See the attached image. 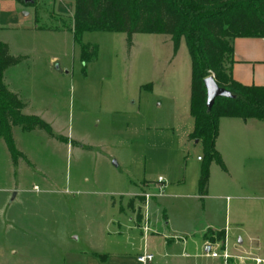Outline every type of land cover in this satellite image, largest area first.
I'll return each mask as SVG.
<instances>
[{
    "label": "rangeland",
    "instance_id": "obj_1",
    "mask_svg": "<svg viewBox=\"0 0 264 264\" xmlns=\"http://www.w3.org/2000/svg\"><path fill=\"white\" fill-rule=\"evenodd\" d=\"M72 7L74 0L42 2L43 29L33 28L35 17L24 15L20 24L4 27L0 15V41L12 55L30 57L6 81L65 137L56 142L43 131L17 127L16 146L26 156L17 175L0 138V264H72L64 263L67 253L84 249L89 235L110 248L116 221L128 215L122 207L159 175L175 185L185 180V190H196L203 146L189 139L191 58L185 41L176 53L169 35L136 33L129 46L126 33L86 31L81 42L95 44L97 56L85 63L73 39ZM249 121L250 129L237 136L239 146L256 153L245 160L247 172L233 165L237 185L214 164L212 177L216 188H225V202H256L264 214V122ZM61 134L56 139L63 140ZM228 136L224 118V147ZM34 184L36 202L27 198L25 205L32 202L37 216L23 223L37 229L30 238L14 221L15 211L24 208L7 204L3 189Z\"/></svg>",
    "mask_w": 264,
    "mask_h": 264
},
{
    "label": "crops",
    "instance_id": "obj_2",
    "mask_svg": "<svg viewBox=\"0 0 264 264\" xmlns=\"http://www.w3.org/2000/svg\"><path fill=\"white\" fill-rule=\"evenodd\" d=\"M57 1L59 0H33L30 6H26L17 0H0L1 21L4 23V27L20 24L23 15L29 18L34 16L39 21L41 3L48 2L49 4ZM36 7L38 13L34 11ZM72 9L74 17L75 2ZM73 17L70 23L71 27H73ZM38 24L36 22L33 28L38 29L40 27ZM182 41H185V39L181 40L179 49ZM231 44L233 52L229 60V67L231 68L233 79L244 85L264 86V37H236ZM21 56L25 57L22 62L30 58L26 55ZM22 62L5 71L4 81L7 87L18 94L25 102L23 110L25 114L38 115L44 119V115L34 109L32 101L23 95L20 88L11 87L9 82L6 81L8 76L11 75V71H16L23 64ZM224 118L225 128L229 130L228 139L225 138V147L221 142ZM237 119L241 118L223 117L220 119V131L216 147L227 167V171H223L228 173L229 177L233 179L232 181L238 185L239 178L237 174L247 172L249 166L245 160L252 159L256 153L252 147H245L244 144L239 146V141L242 138H237L238 133L242 130L250 129L251 124L250 119L247 121L242 120L243 122H237ZM44 120L47 121L46 119ZM48 123L51 124L50 122ZM17 127L20 128L19 126L13 127L15 143ZM260 127L264 129L262 126ZM22 131L25 130L22 129ZM30 131H38L40 133L43 130L34 129ZM54 133L55 137L49 135L48 137L56 142H64L65 137L61 133ZM59 134L64 137L63 140L56 139ZM196 143L201 144L197 141ZM243 149L244 151H242ZM199 157L201 156H198V161L203 163V160L199 159ZM235 159L236 162H234ZM214 164L217 163L213 162L211 164L208 193L204 197H201L198 186L201 171L194 193L185 190V180L179 179L177 185H175L171 181H167L162 175H159L158 178L163 177L167 183L164 194L153 197L146 208L141 194L144 191H155L158 178L150 182V185L141 187L142 190L140 192L134 193L127 202V208L122 207V211L128 213V215L126 220L120 219L116 221V230L111 233V235L114 234V237L111 240L112 245L110 248H106L104 244H99V240H96L95 235H89L84 249H80L73 256H69L70 253H67L64 263L143 264L138 261V256L144 252H149L154 255V259L148 264H264L263 210L260 209V205L258 206L256 202L231 204L229 197L226 198L225 202V188H216L213 182L212 167ZM233 165L235 171L238 172L237 174L232 171ZM12 173L14 175L20 174L19 164L13 167ZM144 182L149 181L144 179L142 183ZM226 184L227 182L222 186L225 187ZM35 186L38 185L34 184L30 188L27 186L17 187L15 185L3 189V192L7 193L5 196L7 204H17L24 208V211H15L14 221L19 223L18 229L21 230V234H28L30 238H32V235L34 237L37 236V229L34 227L32 231L31 225L27 228L23 223L35 222L37 215L35 211L32 214V202L29 205H25V200L27 198L31 200V197H34L35 200L32 201L36 202L38 192L33 190ZM44 192L50 193V191ZM143 206L145 209H143ZM146 209L151 230L145 234L141 225ZM209 229L214 231L225 230V239L221 242L210 241L207 237ZM214 251L218 252V256L212 255ZM225 252L229 255L227 259L224 256ZM257 260H260V262Z\"/></svg>",
    "mask_w": 264,
    "mask_h": 264
},
{
    "label": "trees",
    "instance_id": "obj_3",
    "mask_svg": "<svg viewBox=\"0 0 264 264\" xmlns=\"http://www.w3.org/2000/svg\"><path fill=\"white\" fill-rule=\"evenodd\" d=\"M25 3L23 0H17ZM73 39L81 45V60L88 62L97 56V46L84 44L81 37L86 31L123 32L129 46L136 33L171 36L177 52L185 39L191 58L190 114L194 128L189 139L203 146V165L198 182L199 193H208L210 167L216 162L227 171L217 150L219 122L223 117L259 119L264 121V86L244 85L235 81L229 67L236 37H264V0H74ZM33 3V2H32ZM31 5V3H25ZM38 22V19H35ZM38 29H43L38 27ZM24 56L10 53L7 43L0 41V138L17 166L26 159L16 146L13 127L25 131L43 130L51 137V124L38 115L23 112L25 102L12 92L4 81L5 71L18 65ZM213 75L217 84L229 90L230 96L218 97L212 108L207 107L205 79ZM207 237L221 242L225 230L209 229Z\"/></svg>",
    "mask_w": 264,
    "mask_h": 264
},
{
    "label": "built area",
    "instance_id": "obj_4",
    "mask_svg": "<svg viewBox=\"0 0 264 264\" xmlns=\"http://www.w3.org/2000/svg\"><path fill=\"white\" fill-rule=\"evenodd\" d=\"M199 159H201V157H199ZM167 186L166 181L164 180L163 177H159L157 182H156V190L155 191H144L141 195L145 201V206L147 208L148 202L156 196H160L163 195L165 192V188ZM35 189L38 190V186L34 187ZM141 228L143 229V231L146 233H148L151 230L150 227V223H149V218H148V213H147V209L145 211L144 217L142 219V225ZM213 256H218V252L214 251L212 253ZM225 259H227L229 257V255L227 254V252H225L224 254ZM154 259V255L152 253L149 252H144L142 254H140L138 256V261L143 263V264H148L149 262H151ZM258 262H260V260H257Z\"/></svg>",
    "mask_w": 264,
    "mask_h": 264
},
{
    "label": "water",
    "instance_id": "obj_5",
    "mask_svg": "<svg viewBox=\"0 0 264 264\" xmlns=\"http://www.w3.org/2000/svg\"><path fill=\"white\" fill-rule=\"evenodd\" d=\"M25 3H32L33 0H23ZM205 87L207 91V107L210 109L213 107L216 99L221 96H230L229 90L220 87L213 75L205 79Z\"/></svg>",
    "mask_w": 264,
    "mask_h": 264
}]
</instances>
